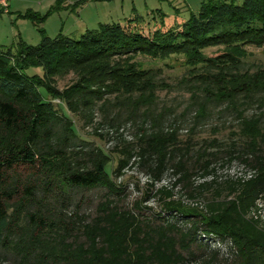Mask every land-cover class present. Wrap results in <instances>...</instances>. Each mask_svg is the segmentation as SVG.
I'll use <instances>...</instances> for the list:
<instances>
[{"label": "trees", "instance_id": "obj_1", "mask_svg": "<svg viewBox=\"0 0 264 264\" xmlns=\"http://www.w3.org/2000/svg\"><path fill=\"white\" fill-rule=\"evenodd\" d=\"M126 24H99L77 40L60 32L42 34L36 45L0 47V264H264V227L248 216L264 200V110L247 115L240 108L264 104V70L241 71L245 47L264 46V0H206L172 27L161 13L149 31ZM219 46L221 55H204ZM174 55L194 73L205 69L193 74L202 94V102L190 95L194 125L207 114L205 103L225 105L237 124L229 142L180 147L178 129L165 130L163 115L152 111L155 70L136 58ZM30 68L42 72L28 74ZM70 73L75 82L58 90L56 79ZM111 96L127 109V120L150 125L138 127L130 143L112 122L105 132L95 127L100 138L119 142L115 168L111 155L79 139L53 103L90 124L95 106L107 107ZM134 156L150 181L141 200L126 207L125 185L116 181ZM235 161L254 171L252 178L218 181V170ZM169 170L177 177L171 187L152 194ZM93 189L104 193L92 215L72 207L74 191ZM151 200L158 209L146 205Z\"/></svg>", "mask_w": 264, "mask_h": 264}, {"label": "rangeland", "instance_id": "obj_2", "mask_svg": "<svg viewBox=\"0 0 264 264\" xmlns=\"http://www.w3.org/2000/svg\"><path fill=\"white\" fill-rule=\"evenodd\" d=\"M203 1L206 0H9L8 13L0 12V47L9 48L19 40L29 45H36L40 42L42 34L53 38L60 32L77 40L86 30L95 29L99 24L125 25L127 23V27L131 28L133 26L129 25L128 21L134 18H136L134 29L141 31L148 29L149 31L153 29V25L159 22L161 13L164 15L165 27H172L185 22L191 12H197ZM232 1L236 4L242 2V0ZM44 17L45 19H43ZM245 51L246 56L242 59L241 71L254 73L258 69L264 70V46L260 48L247 46ZM203 53L208 58H214L223 53V47L209 48ZM136 61L140 62L144 68L155 70L158 86L156 87L157 98L152 106V111L154 114L163 115L165 130H168L170 125L178 129L177 136L181 142L180 147L189 141L192 151H197L204 146V142L212 139L229 142V132L236 131L237 124L234 120V114L225 111V105L205 103L207 114L199 124L194 125L193 122L195 108L191 105V93L198 94L200 102H202L201 86L196 82L193 74H202L205 69L198 68L194 73L182 55H174L165 60H151L139 56ZM41 72L40 68L27 70L28 74L40 75ZM75 80L76 76L70 73L65 77L57 78L56 87L58 90H63ZM108 99L111 104L107 107H103L102 102L95 106L90 124L83 117L84 114L74 115L59 101L54 100L53 103L60 106L72 121L79 139L101 147L107 154L111 155L112 162L109 166L115 168L118 155L112 149L119 142H109L105 138H100L94 133L95 127H101L98 132H105L108 130L107 126L112 122L123 134L124 140L122 142L130 143L135 141L134 134L138 127L149 128L150 125L148 122L142 124L139 119L127 120V109L114 104L115 100L112 96ZM241 107H244L247 115L257 113L260 109L264 110V104L258 107L256 101H249L247 105ZM121 146L122 144L118 147ZM220 157L217 162L221 160ZM138 162L139 158L134 156L121 171V176L116 181L125 185L124 197L120 204L126 207H131L135 202L141 200L150 181V177L146 175L145 170L140 167ZM234 163L241 164L237 161ZM169 167L171 168V166ZM19 173L22 177L27 176L28 169L21 168ZM170 174L171 170L161 182L155 185L152 194L161 185H163L162 187H171L177 177ZM196 182L200 183L199 180ZM179 189L181 186H178L174 193ZM103 193V189L74 191L72 207L79 205L81 213L92 215ZM177 197L178 194L174 198ZM188 204H193V202H188ZM146 205L153 209L159 208L156 200H151ZM203 205L204 203L201 202L202 208ZM11 261L12 259L9 258L4 264H10Z\"/></svg>", "mask_w": 264, "mask_h": 264}, {"label": "built area", "instance_id": "obj_3", "mask_svg": "<svg viewBox=\"0 0 264 264\" xmlns=\"http://www.w3.org/2000/svg\"><path fill=\"white\" fill-rule=\"evenodd\" d=\"M8 1L9 0H0V11L2 13H8V9H9ZM253 173H254V171L248 169L245 165H241V164L238 165V164L232 162L230 165L224 166L223 169L218 170V175H219L218 181L226 180L228 178L229 179L248 180V179L252 178ZM211 179H212V177H207L204 180L209 181ZM204 180L203 179L199 180V182H202ZM162 186L163 185H161L160 187H162ZM175 189H177V187ZM176 192H177V190L175 191V193ZM248 216L250 218H253L254 220H257L259 222V224L262 227H264V200L261 197L256 200L255 206L252 208V210L250 211Z\"/></svg>", "mask_w": 264, "mask_h": 264}]
</instances>
